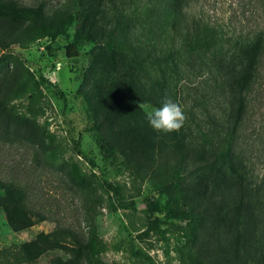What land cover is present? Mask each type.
Returning <instances> with one entry per match:
<instances>
[{
    "label": "rangeland",
    "instance_id": "obj_1",
    "mask_svg": "<svg viewBox=\"0 0 264 264\" xmlns=\"http://www.w3.org/2000/svg\"><path fill=\"white\" fill-rule=\"evenodd\" d=\"M147 4L0 0V179L23 188L32 211L46 218L30 228H13L0 191V264L58 259L87 264L75 252V241L88 242L92 233L96 262L187 264L189 229L167 215L182 207L184 182L195 174L193 163H179L177 150L184 135L193 141L196 127L189 115L186 131L165 133L149 126L148 114L157 108L150 97L161 95L162 79L161 60L147 58L153 44ZM39 8L50 18L60 16L28 42L23 29L36 22L31 11ZM84 13L82 38L89 41L79 45V57L69 58L66 48L76 41V24ZM157 32L161 45L159 25ZM139 87L146 94L143 103L133 96ZM249 126L245 152L262 176L264 142L253 135L255 123ZM98 132L116 139L126 135L133 146L124 151L132 163L124 157L104 160ZM72 172L82 177L84 189L71 180ZM54 234L58 241L56 236L43 239L45 252L37 259L24 253L25 244ZM249 247L250 264H264V245Z\"/></svg>",
    "mask_w": 264,
    "mask_h": 264
},
{
    "label": "trees",
    "instance_id": "obj_2",
    "mask_svg": "<svg viewBox=\"0 0 264 264\" xmlns=\"http://www.w3.org/2000/svg\"><path fill=\"white\" fill-rule=\"evenodd\" d=\"M147 3L153 42L147 58L161 60L162 79L161 95L153 93L150 100L160 108L170 97L184 107L196 127L193 141L184 135L177 150L179 163H193L195 174L184 182V204L171 209L167 217L185 222L189 229L187 264H250L249 245H264V175L257 172L254 158L244 148L250 122L256 125V140L264 142V0ZM31 13L37 19L23 29L28 42L37 40L42 27L55 24L60 16L50 18L41 8ZM86 21L87 15L81 14L76 41L66 48L69 58L79 57V45L89 41L82 38ZM158 25L161 45L156 44ZM140 89L133 96L143 103L146 94ZM187 120L182 131L188 129ZM96 144L104 160L124 157L129 162L124 146L133 143L126 135L116 139L98 132ZM250 145L256 148L255 142ZM71 180L80 189L86 187L79 173L72 172ZM0 191L2 208L13 228L22 230L46 220L29 207L23 188L0 179ZM52 236L57 240V234L42 235L25 244L24 253L37 259L45 252L42 240ZM95 241L94 233L88 242L76 239L75 252L84 255L87 264H104L92 259ZM53 264L73 262L58 259Z\"/></svg>",
    "mask_w": 264,
    "mask_h": 264
},
{
    "label": "clouds",
    "instance_id": "obj_3",
    "mask_svg": "<svg viewBox=\"0 0 264 264\" xmlns=\"http://www.w3.org/2000/svg\"><path fill=\"white\" fill-rule=\"evenodd\" d=\"M187 117L184 107L174 102L170 97L165 98L162 107L153 109L148 114L149 126L155 131L171 133L179 131L185 124Z\"/></svg>",
    "mask_w": 264,
    "mask_h": 264
}]
</instances>
